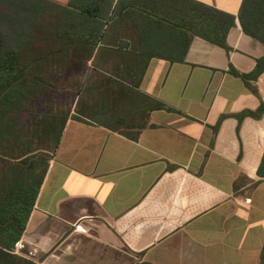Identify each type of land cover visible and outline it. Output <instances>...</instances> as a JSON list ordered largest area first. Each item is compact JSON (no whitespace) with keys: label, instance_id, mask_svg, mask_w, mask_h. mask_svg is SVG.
Instances as JSON below:
<instances>
[{"label":"crops","instance_id":"crops-1","mask_svg":"<svg viewBox=\"0 0 264 264\" xmlns=\"http://www.w3.org/2000/svg\"><path fill=\"white\" fill-rule=\"evenodd\" d=\"M197 1L236 17L228 49L194 38L185 62L153 59L140 91L170 110L153 111L137 139L70 118L19 254L39 264L260 263L264 44L240 25L243 0Z\"/></svg>","mask_w":264,"mask_h":264},{"label":"trees","instance_id":"trees-1","mask_svg":"<svg viewBox=\"0 0 264 264\" xmlns=\"http://www.w3.org/2000/svg\"><path fill=\"white\" fill-rule=\"evenodd\" d=\"M239 21L264 44V0H243ZM236 25L197 0H0V264H39L17 246L69 119L137 139L153 111L170 110L140 91L151 61L185 62L194 38L228 49ZM67 91L75 116L60 108L24 120L42 95Z\"/></svg>","mask_w":264,"mask_h":264},{"label":"rangeland","instance_id":"rangeland-1","mask_svg":"<svg viewBox=\"0 0 264 264\" xmlns=\"http://www.w3.org/2000/svg\"><path fill=\"white\" fill-rule=\"evenodd\" d=\"M79 107V99L75 98L69 91L44 94L31 104L30 110L24 114V120L31 124L38 116L49 114L60 108L70 110V115L75 116Z\"/></svg>","mask_w":264,"mask_h":264}]
</instances>
